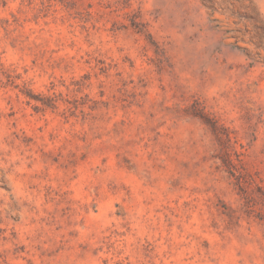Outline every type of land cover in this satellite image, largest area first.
Returning a JSON list of instances; mask_svg holds the SVG:
<instances>
[{
  "label": "rangeland",
  "instance_id": "rangeland-1",
  "mask_svg": "<svg viewBox=\"0 0 264 264\" xmlns=\"http://www.w3.org/2000/svg\"><path fill=\"white\" fill-rule=\"evenodd\" d=\"M0 264H264V0H0Z\"/></svg>",
  "mask_w": 264,
  "mask_h": 264
}]
</instances>
